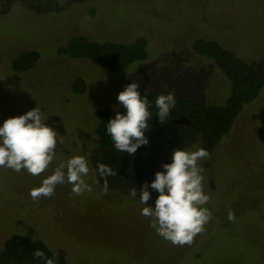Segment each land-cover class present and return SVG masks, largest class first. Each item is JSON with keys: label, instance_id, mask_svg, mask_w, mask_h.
Wrapping results in <instances>:
<instances>
[{"label": "rangeland", "instance_id": "rangeland-1", "mask_svg": "<svg viewBox=\"0 0 264 264\" xmlns=\"http://www.w3.org/2000/svg\"><path fill=\"white\" fill-rule=\"evenodd\" d=\"M75 36L122 43L142 37L147 55L112 72L58 54ZM198 39L216 40L243 60H260L264 0H0V127L38 107L58 134L55 157L39 176L0 167V251L20 234L44 242L68 264H264V88L210 158L198 162L210 196L202 207L212 219L190 246H173L141 215L144 206L155 208V190L149 187L147 205L139 199L143 185L172 162L173 151L198 150V138L170 123L149 127V143L129 155L102 146L94 134L96 109L124 108L118 94L133 82L139 92L224 103L229 82L212 60L193 52ZM31 49L41 55L36 66L13 71L10 61ZM77 78L86 82L85 94L71 91ZM74 156L86 158L90 171L83 179L92 191L75 195L64 183L51 198L33 201L30 189ZM97 163L117 172L107 178L106 194Z\"/></svg>", "mask_w": 264, "mask_h": 264}, {"label": "clouds", "instance_id": "clouds-1", "mask_svg": "<svg viewBox=\"0 0 264 264\" xmlns=\"http://www.w3.org/2000/svg\"><path fill=\"white\" fill-rule=\"evenodd\" d=\"M138 88L139 84L133 82L118 94L117 100L126 109V114L117 112L115 118L107 122V134L115 149L129 155L149 143L145 131L149 129L148 119L151 114L148 109L151 104L146 95L142 98ZM175 105L174 92L156 98L155 106L161 123L167 120ZM45 120L37 107L24 115L4 121L0 127V167L15 172L26 170L33 176H39L49 168L55 157L58 134L52 127L45 125ZM59 142L62 143V139ZM209 158L210 153L205 148L193 152L176 149L172 154V162L163 164L164 171L156 172L151 185L144 184L140 191L139 202L142 205H147L151 199L149 187L158 193L155 208L144 206L141 215L150 217V227L173 246H190L195 236L202 233L204 226L212 219V212L202 207L209 202L210 196L203 191L204 169L198 163ZM96 168L100 179L104 181L103 194H106L109 187L107 178L116 176L117 172L103 163H97ZM89 171L84 156L71 157L66 164H60L51 175L43 179L41 186L30 189L29 194L33 201L51 198L56 186L64 183L72 185L71 191L75 195L91 192V186L83 179ZM129 191L136 198L135 188ZM228 220H235L231 210L228 212ZM32 255L45 259V253L39 249ZM46 264H53V261L47 259Z\"/></svg>", "mask_w": 264, "mask_h": 264}, {"label": "trees", "instance_id": "trees-1", "mask_svg": "<svg viewBox=\"0 0 264 264\" xmlns=\"http://www.w3.org/2000/svg\"><path fill=\"white\" fill-rule=\"evenodd\" d=\"M192 50L200 57L213 61L229 82L230 94L223 103H207L190 96L175 95L176 105L170 111L167 120L160 122L155 106L156 98L166 93L158 91H140L142 98L146 95L151 107L149 127H158L170 123L186 129L198 138L200 148H205L210 156L220 142L229 135L233 124L243 107L257 99L264 88V57L257 61L243 60L232 49L222 46L216 40L198 39ZM58 54L71 59H86L91 64L103 67L112 72H122L132 64L143 60L147 55V42L137 38L129 43L113 40L97 41L86 36L70 38L58 48ZM36 49L25 50L14 57L10 63L17 73L28 72L40 60ZM75 94H85L86 82L77 78L71 85ZM126 114L125 108L96 109V125L94 134L99 143L106 147H114L111 137L107 134V122L115 115ZM39 249L45 253V259L35 258L32 253ZM51 259L53 264H68L57 260L51 249L42 241L15 234L10 237L0 251V264H46Z\"/></svg>", "mask_w": 264, "mask_h": 264}]
</instances>
